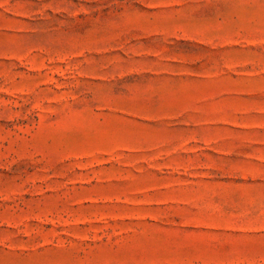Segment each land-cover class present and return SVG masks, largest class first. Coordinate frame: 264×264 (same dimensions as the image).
Masks as SVG:
<instances>
[{"label":"rangeland","instance_id":"rangeland-1","mask_svg":"<svg viewBox=\"0 0 264 264\" xmlns=\"http://www.w3.org/2000/svg\"><path fill=\"white\" fill-rule=\"evenodd\" d=\"M0 264H264V0H0Z\"/></svg>","mask_w":264,"mask_h":264}]
</instances>
